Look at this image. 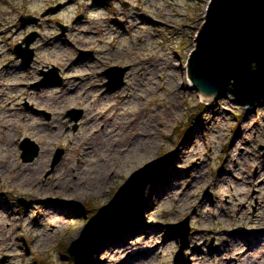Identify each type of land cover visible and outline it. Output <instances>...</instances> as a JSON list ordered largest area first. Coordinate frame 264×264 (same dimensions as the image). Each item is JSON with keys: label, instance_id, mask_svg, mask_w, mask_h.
Wrapping results in <instances>:
<instances>
[{"label": "rangeland", "instance_id": "1", "mask_svg": "<svg viewBox=\"0 0 264 264\" xmlns=\"http://www.w3.org/2000/svg\"><path fill=\"white\" fill-rule=\"evenodd\" d=\"M210 1L0 0V85L5 90L19 84L0 104L23 113L8 125L12 144L8 139L0 144V264H73L68 249L82 239L91 219L135 171L164 155L173 158L160 167L169 168L148 186L135 222L108 236L92 264H240L233 261L239 253L229 238L264 220V192L228 172L238 161L237 176L258 173L264 161V100L247 108L232 86L212 101L194 88L189 63ZM23 18L36 22L23 24ZM33 33L35 57L27 66L15 47ZM112 67H129L123 87L109 86L105 73ZM53 69L60 84L39 86L43 73ZM80 97L88 104L77 103ZM73 110L83 113L78 122ZM105 124L108 133L117 134L114 140H126L137 129L149 148L138 145L139 152L106 166L99 192L67 195L66 187L88 179L94 151L113 146L107 133L96 134ZM27 138L41 148L33 162L22 158ZM59 149L64 154L55 165ZM231 188L248 191L243 207ZM50 201L74 203L70 217L47 218L42 205ZM185 220L191 233L181 249L176 227ZM77 231L81 236L71 240ZM238 244L251 264H264L263 249Z\"/></svg>", "mask_w": 264, "mask_h": 264}, {"label": "water", "instance_id": "2", "mask_svg": "<svg viewBox=\"0 0 264 264\" xmlns=\"http://www.w3.org/2000/svg\"><path fill=\"white\" fill-rule=\"evenodd\" d=\"M97 4H109L114 0H93ZM59 8L52 9L55 12ZM79 17L77 22L82 20ZM23 24L36 19L23 18ZM67 31V28H63ZM38 35L33 33L15 47V54L30 66L35 57L32 45ZM196 50L189 63V76L195 89L210 101L221 97L232 86L237 102L247 108L262 105L264 100V0H211L203 28L196 39ZM86 55L82 52L80 58ZM129 67H112L105 74L110 78L111 88L125 85L124 77ZM118 73L117 77L111 73ZM41 85H58L62 81L58 69L43 73ZM78 116H73L74 113ZM82 111L73 110L70 115L78 122ZM50 119V115H47ZM21 148L24 162H33L39 157L40 146L25 139ZM64 150L59 149L55 165L62 159ZM172 155H164L135 171L120 187L113 200L91 219L82 239L76 241L68 253L73 264H92L95 250L108 236L119 233L126 225L135 222L142 198L151 184H156L169 164ZM111 219H110V218ZM109 219V220H108ZM108 220V221H107ZM182 237L183 249L190 237L189 220L177 227ZM97 229V230H96ZM99 229V230H98ZM100 240L92 249V242ZM29 252V251H28Z\"/></svg>", "mask_w": 264, "mask_h": 264}, {"label": "bare ground", "instance_id": "3", "mask_svg": "<svg viewBox=\"0 0 264 264\" xmlns=\"http://www.w3.org/2000/svg\"><path fill=\"white\" fill-rule=\"evenodd\" d=\"M116 54H118V52H116ZM10 74H12V73H10ZM15 80H16V78H15ZM18 86H19L18 83L11 84V88H5V90H4L3 86L0 85V103H1V99L8 97V95H10L11 92L15 91L18 88ZM97 87H101L100 84H98ZM104 94L105 93H102L101 96H104ZM116 94L117 93H114L113 96ZM85 96L86 95L84 94L83 97H85ZM101 98H103V97H100L99 101L101 100ZM203 98L206 99L207 101L211 100L205 96H203ZM81 99H82V97L76 98L75 101L77 103L80 102L84 105L88 104V102L83 101ZM90 111H89V113H90ZM22 114H23L22 110H20L18 108L4 107V106H2V104H0V124H3L5 127L4 132L0 131V144H1L3 139H8V141H10V145L12 144V140L8 135L9 131H10L8 125L10 122L15 123V121H17L19 119V117L22 116ZM108 128L109 127L105 124L102 128L103 130L97 131L96 134L107 133L110 140L111 141L113 140V143H114L113 146L109 150L98 149V150L94 151V154H95L94 158L96 160L92 163V165H93L92 167H94V168H92L93 170H88L86 173V175H88V179L87 180L78 179L82 183L80 186H78L74 189L66 187L65 190H68L67 195H70L69 193L72 191H75V190H76L77 194L78 193L79 194H86L89 191L92 193L93 192H99L98 191L100 189L99 186L102 184V181L105 180V174H106L105 167L106 166H109L110 163H113V162L114 163L120 162L122 160V158H124V157L126 158L128 154H133L134 152H139V150H136L138 145L142 146L141 147L142 149L149 148V144L146 141V139H144V136L141 133H138L136 131L137 129H135V128L131 130V135L126 140H114V138L117 137V134L115 132L108 133ZM3 133H5V137L3 136ZM145 138H147V137H145ZM139 141H141L140 144H139ZM8 147H9V145H8ZM93 149L94 148H92V147L88 148V150H90V151ZM254 157H255L256 161H259V159H260L259 157L255 156V155H254ZM7 163H9L7 166V169H8V168H10L11 165H10V162H7ZM238 171H240V163L237 161L234 170L229 171L228 175L237 179L238 182L246 183L249 186V188L258 189L259 194L262 195V193L264 192V161H262L260 163L259 171L255 175V177H253V178H245V177L237 176ZM259 182H261V184H258ZM92 184L94 185L93 186L94 189L91 188ZM231 191H232L231 197L235 198V202H237L240 207H243L242 202L246 198L248 191H242L241 193H236V190L232 189V188H231ZM262 202L263 201H261V203ZM72 205H74V203L69 202V201H61V202L50 201V202L44 203L42 205V208L44 209L47 218L58 217V218L64 219V218L70 217L69 216V213H70L69 210L72 207ZM0 209H2V208L0 207ZM239 215L240 214H236L235 218L242 220V218H240L242 214L240 216ZM230 218H231V220L235 219L233 216ZM255 219L260 220V218L259 217L257 218V216ZM131 225H126L123 229H130ZM254 225H255V228L253 230H245L243 232V234L239 233V234H235L234 236H230L229 240L237 244V250L239 253L233 259V261L240 263V264H251L250 261H252V262L254 261L253 259H247L246 258V255H245L246 251L244 250L243 247H240L238 243H242L247 247H252V248L258 247V249L264 250V220L257 222ZM81 233H82V231H77L71 237V240H76L79 236H81ZM52 236H53V234L50 235V237H52ZM110 246L111 245L105 247L104 251L106 252L108 250V248H110Z\"/></svg>", "mask_w": 264, "mask_h": 264}, {"label": "trees", "instance_id": "4", "mask_svg": "<svg viewBox=\"0 0 264 264\" xmlns=\"http://www.w3.org/2000/svg\"><path fill=\"white\" fill-rule=\"evenodd\" d=\"M205 106H207V105H202V107H205Z\"/></svg>", "mask_w": 264, "mask_h": 264}, {"label": "flooded vegetation", "instance_id": "5", "mask_svg": "<svg viewBox=\"0 0 264 264\" xmlns=\"http://www.w3.org/2000/svg\"><path fill=\"white\" fill-rule=\"evenodd\" d=\"M18 59V58H17ZM18 60H21V59H18Z\"/></svg>", "mask_w": 264, "mask_h": 264}]
</instances>
